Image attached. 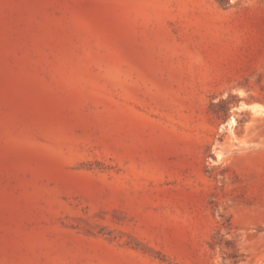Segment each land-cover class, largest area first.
Listing matches in <instances>:
<instances>
[{
    "label": "rangeland",
    "instance_id": "obj_1",
    "mask_svg": "<svg viewBox=\"0 0 264 264\" xmlns=\"http://www.w3.org/2000/svg\"><path fill=\"white\" fill-rule=\"evenodd\" d=\"M227 8L0 0V264H264V0Z\"/></svg>",
    "mask_w": 264,
    "mask_h": 264
},
{
    "label": "clouds",
    "instance_id": "obj_2",
    "mask_svg": "<svg viewBox=\"0 0 264 264\" xmlns=\"http://www.w3.org/2000/svg\"><path fill=\"white\" fill-rule=\"evenodd\" d=\"M235 3H236V0H228V8H227V10L231 9V6L234 5ZM253 111H255V109H253ZM229 127H231V125H229Z\"/></svg>",
    "mask_w": 264,
    "mask_h": 264
}]
</instances>
